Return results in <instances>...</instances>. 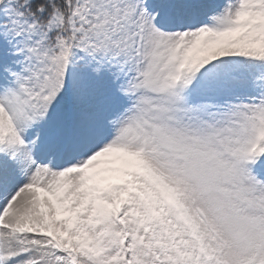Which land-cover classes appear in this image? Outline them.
Segmentation results:
<instances>
[{"label":"snow or ice","instance_id":"1","mask_svg":"<svg viewBox=\"0 0 264 264\" xmlns=\"http://www.w3.org/2000/svg\"><path fill=\"white\" fill-rule=\"evenodd\" d=\"M0 264H264V0H0Z\"/></svg>","mask_w":264,"mask_h":264}]
</instances>
